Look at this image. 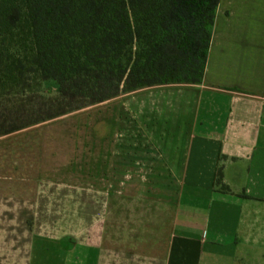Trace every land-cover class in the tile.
<instances>
[{"label":"crops","instance_id":"obj_1","mask_svg":"<svg viewBox=\"0 0 264 264\" xmlns=\"http://www.w3.org/2000/svg\"><path fill=\"white\" fill-rule=\"evenodd\" d=\"M94 107L102 110L100 122L87 121L93 128L116 126L101 143L106 171L175 178L167 234L160 246L151 237V261L264 264V0H218L201 83L143 88ZM43 124L0 137V208L29 207L46 176L47 147L56 151L59 138ZM39 130L41 138H18ZM96 250L56 246L52 264H95Z\"/></svg>","mask_w":264,"mask_h":264},{"label":"trees","instance_id":"obj_2","mask_svg":"<svg viewBox=\"0 0 264 264\" xmlns=\"http://www.w3.org/2000/svg\"><path fill=\"white\" fill-rule=\"evenodd\" d=\"M144 2L136 26L129 0H0V137L143 88L201 83L218 0ZM137 48L151 54L131 76Z\"/></svg>","mask_w":264,"mask_h":264},{"label":"rangeland","instance_id":"obj_3","mask_svg":"<svg viewBox=\"0 0 264 264\" xmlns=\"http://www.w3.org/2000/svg\"><path fill=\"white\" fill-rule=\"evenodd\" d=\"M129 3L138 26L145 2ZM138 36L143 39L148 35L142 30ZM148 54L150 49L137 48L138 67L132 69L131 76L146 72L144 57ZM44 87L55 89L51 82ZM101 110L85 108L41 125L47 137L59 138V144L56 151L54 145L47 147L46 176L30 194L29 207L0 208V264H41L44 251L43 264H52L56 246L74 244L97 247L95 264H160L146 255L154 243L152 236L159 246L164 243L169 222L165 207L174 196L175 178L106 171L102 161L106 146L101 143L103 138L117 136L116 126L104 133L87 122L93 114L100 122ZM40 135L39 130L18 138ZM29 147L33 152L34 146ZM109 148L112 159L117 146L114 143Z\"/></svg>","mask_w":264,"mask_h":264}]
</instances>
